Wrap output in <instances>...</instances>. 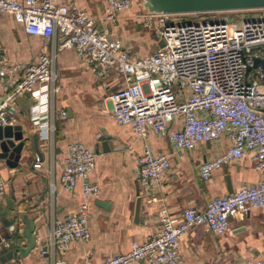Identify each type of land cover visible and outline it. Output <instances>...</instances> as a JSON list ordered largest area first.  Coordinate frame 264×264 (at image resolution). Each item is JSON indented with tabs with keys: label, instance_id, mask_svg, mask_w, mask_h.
I'll return each mask as SVG.
<instances>
[{
	"label": "built area",
	"instance_id": "2783aa9c",
	"mask_svg": "<svg viewBox=\"0 0 264 264\" xmlns=\"http://www.w3.org/2000/svg\"><path fill=\"white\" fill-rule=\"evenodd\" d=\"M132 0H107L104 15L110 21L116 12L129 8ZM0 12L11 13L30 34L47 38L59 32L61 47H73L98 74L115 70L123 84L108 98L110 113L140 136H166L177 149H194L202 143L227 145L199 164V175L208 181L214 169L250 155L259 172L256 181L215 195L203 208L187 207L182 214L159 210L160 225L154 234L133 240L124 252L99 262L83 264H191L180 249L181 237L194 225L204 224L215 234L229 228L231 216L252 208H264V68L254 66L264 58V7L187 13H143L142 24L164 40L153 52L133 55L118 37L100 29L95 18L57 0H0ZM220 14H219V13ZM55 54L42 53L37 61L0 60V80L6 98L0 105V124L15 122L11 110L25 92L35 99L32 120L48 124L46 113L57 90ZM65 116V111L61 110ZM49 125V126H48ZM96 163V152L82 141L68 144L61 184L73 189ZM137 172L145 187L159 182L172 165L167 152L150 147L137 156ZM55 188V186H54ZM53 188V189H54ZM6 180L0 175V196ZM86 195L100 192L98 183L85 182ZM88 203L81 202L65 218L55 220L49 233L52 248L63 251L74 240L90 235ZM8 243V242H6ZM42 253L48 249L43 247ZM246 264H264L263 253Z\"/></svg>",
	"mask_w": 264,
	"mask_h": 264
},
{
	"label": "crops",
	"instance_id": "0c3cea01",
	"mask_svg": "<svg viewBox=\"0 0 264 264\" xmlns=\"http://www.w3.org/2000/svg\"><path fill=\"white\" fill-rule=\"evenodd\" d=\"M57 1L93 16L100 29L120 38L133 55L153 52L159 46L160 39L142 24L141 15L147 12L138 0H132L129 8L117 10L114 21L104 15L107 0ZM63 39L59 32L49 38L30 34L11 13L0 12V60L32 62L39 60L42 53H54L57 82L46 113L54 131L33 122L34 98L23 94L9 105L13 108V124H22L25 136L37 134V148L30 138L16 166L0 160V175L6 180L5 192L0 196V237L6 238L8 248L15 249L14 256L0 264L99 262L128 250L133 240L154 234L160 225V209L177 216L189 206L203 208L213 196L230 193L259 178L250 155L214 169L208 181L200 177L201 161L223 149L228 141L224 145L207 142L194 149H177L166 136L150 133L143 137L130 125L118 123L110 113L112 103L108 96L123 84L121 75L113 69L98 74L75 48H60ZM4 90L0 80V95L5 94ZM72 141H82L92 148L96 163L73 189H67L60 176ZM146 147L156 153H169L172 161L164 177L150 187L140 182L137 172V156ZM85 182L98 183L99 194L86 195ZM139 196H142L141 211L135 220ZM84 201L88 203L89 237L74 240L63 251L53 249L49 233L55 220L65 218ZM24 217L35 222L36 245L21 254L16 249L28 244L22 234L26 227ZM43 247L48 249L45 254L41 252ZM263 248L264 208L231 216L229 228L222 234L197 224L180 240L183 257L191 264H246L248 258L259 257ZM129 264L150 263L138 260Z\"/></svg>",
	"mask_w": 264,
	"mask_h": 264
},
{
	"label": "water",
	"instance_id": "95a60500",
	"mask_svg": "<svg viewBox=\"0 0 264 264\" xmlns=\"http://www.w3.org/2000/svg\"><path fill=\"white\" fill-rule=\"evenodd\" d=\"M145 12L152 14L161 13H187V12H206V11H226L236 9H250L264 7V0H141ZM159 46L164 45V40L160 39ZM254 66L264 68V58L256 57ZM33 100L29 92L24 93ZM6 98V94L0 95V105ZM11 110V106H8ZM33 139L34 147L37 148V134L29 137L25 136L22 124H0V160L5 161L10 166H16L21 158L22 150L26 141ZM106 142V141H105ZM105 142L103 143L104 149ZM37 150V149H36ZM101 205H105L103 200H98ZM142 196L137 198L135 206V220L140 217ZM26 227L22 234L28 240V244L16 249L21 254L30 251L36 245L35 222L31 218L24 217ZM7 237V236H6ZM6 238L0 237V262L5 263L14 256L15 249L8 248L5 243ZM5 252V255L2 256Z\"/></svg>",
	"mask_w": 264,
	"mask_h": 264
},
{
	"label": "rangeland",
	"instance_id": "374dc122",
	"mask_svg": "<svg viewBox=\"0 0 264 264\" xmlns=\"http://www.w3.org/2000/svg\"><path fill=\"white\" fill-rule=\"evenodd\" d=\"M138 3L140 4V6H141V0H138ZM219 13V12H218ZM220 14V13H219Z\"/></svg>",
	"mask_w": 264,
	"mask_h": 264
}]
</instances>
